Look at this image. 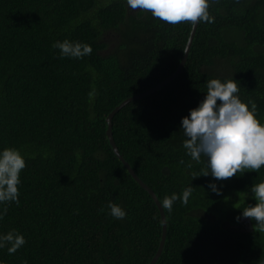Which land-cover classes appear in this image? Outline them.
Wrapping results in <instances>:
<instances>
[{
  "label": "trees",
  "instance_id": "16d2710c",
  "mask_svg": "<svg viewBox=\"0 0 264 264\" xmlns=\"http://www.w3.org/2000/svg\"><path fill=\"white\" fill-rule=\"evenodd\" d=\"M214 22H199L182 72L113 117L121 154L160 201L189 185L185 205L165 210L167 234L156 264H256L264 232L250 218L245 193L264 180L245 169L216 181L183 148L181 118L198 105L212 78H234L239 96L264 124V0H211ZM191 22L167 23L125 0H0V149L25 158L19 200L7 205L0 233L26 244L5 264H148L163 232L160 210L109 140L108 115L180 65ZM91 45V55H59L55 41ZM219 103V100H218ZM183 161V162H181ZM127 216L114 218L108 201ZM2 207V206H0Z\"/></svg>",
  "mask_w": 264,
  "mask_h": 264
},
{
  "label": "clouds",
  "instance_id": "9594fccd",
  "mask_svg": "<svg viewBox=\"0 0 264 264\" xmlns=\"http://www.w3.org/2000/svg\"><path fill=\"white\" fill-rule=\"evenodd\" d=\"M211 0H125L132 10L150 11L153 17L170 24L191 22L192 25L203 21L214 22L209 12ZM59 49L61 58L82 59L91 55V45L80 41H55L52 45ZM206 92L202 100L194 108L189 109L188 115L181 118L180 132L183 135V148L192 161L201 162L205 167L201 175L211 176L208 184L211 192L221 195L222 181L234 175L245 172V169L257 173L264 166V124L257 118L255 104L244 102L239 96L238 81L232 78L219 77L206 81ZM219 100V103H218ZM183 162V161H181ZM26 167L25 158L15 147L0 149V219L6 215L7 205L19 200L20 173ZM193 193L189 185L181 193L173 192L159 201L162 209L173 211L177 201L187 204ZM255 201L247 204L236 217L250 218L254 221L252 227L258 232H264V180L253 183L249 192L245 193ZM109 214L123 220L127 211L119 204L108 201ZM25 236L15 229L0 233V249L7 248L9 254H14L26 244ZM0 264H5L0 261ZM27 264V262H25ZM264 264V255L256 261Z\"/></svg>",
  "mask_w": 264,
  "mask_h": 264
},
{
  "label": "water",
  "instance_id": "95a60500",
  "mask_svg": "<svg viewBox=\"0 0 264 264\" xmlns=\"http://www.w3.org/2000/svg\"><path fill=\"white\" fill-rule=\"evenodd\" d=\"M199 23H197L196 25L193 26L191 35L189 37L188 40V44L186 47V52L185 55L180 63V65L178 66L177 70L168 78H166L165 80L161 81L160 83H158L157 85H155L154 87L148 89L147 91H144L142 93H138L135 94L133 96H130L128 98H126L124 101H122L119 105H117L115 107V109L108 115L107 117V121H108V129H107V134L109 137V140L112 144V147L115 151V153L117 154V156L121 159V161L125 164V166L127 167V169L129 170V172L131 173V175L134 177V179L144 188L146 189L150 195L153 197V199L155 200L160 213H161V218H162V222H163V232H162V238L160 241V245L159 248L155 254V256L153 257V259L148 263V264H156L165 245V240H166V234H167V218H166V214H165V210L161 208L160 206V199L158 198L156 192L146 183L144 182V180L137 174V172L135 171V169L131 166V164L125 159V157L121 154L120 149L115 141L114 135H113V117L114 115L121 110L124 106H126L128 103H130L133 100H138L141 99L151 93H154L156 90L162 88L163 86L169 84L171 81H173L183 70V67L187 61L188 58V54L195 36V32H196V28L198 26Z\"/></svg>",
  "mask_w": 264,
  "mask_h": 264
}]
</instances>
